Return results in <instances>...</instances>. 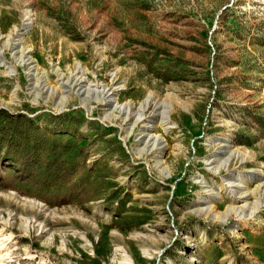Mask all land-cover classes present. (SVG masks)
<instances>
[{
    "label": "rangeland",
    "instance_id": "obj_1",
    "mask_svg": "<svg viewBox=\"0 0 264 264\" xmlns=\"http://www.w3.org/2000/svg\"><path fill=\"white\" fill-rule=\"evenodd\" d=\"M0 264H264V0H0Z\"/></svg>",
    "mask_w": 264,
    "mask_h": 264
},
{
    "label": "bare ground",
    "instance_id": "obj_2",
    "mask_svg": "<svg viewBox=\"0 0 264 264\" xmlns=\"http://www.w3.org/2000/svg\"><path fill=\"white\" fill-rule=\"evenodd\" d=\"M215 208V205L212 207V210ZM203 212V210H202ZM209 212V207H207L205 210H204V213H208ZM226 217V216H225Z\"/></svg>",
    "mask_w": 264,
    "mask_h": 264
}]
</instances>
